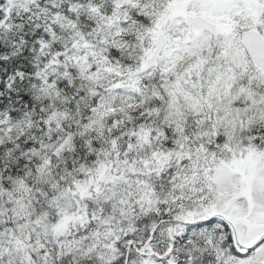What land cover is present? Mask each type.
<instances>
[{"label": "snow or ice", "instance_id": "snow-or-ice-1", "mask_svg": "<svg viewBox=\"0 0 264 264\" xmlns=\"http://www.w3.org/2000/svg\"><path fill=\"white\" fill-rule=\"evenodd\" d=\"M0 264H264V0H0Z\"/></svg>", "mask_w": 264, "mask_h": 264}]
</instances>
